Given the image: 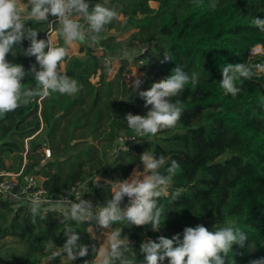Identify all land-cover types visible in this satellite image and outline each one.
<instances>
[{"label": "trees", "instance_id": "16d2710c", "mask_svg": "<svg viewBox=\"0 0 264 264\" xmlns=\"http://www.w3.org/2000/svg\"><path fill=\"white\" fill-rule=\"evenodd\" d=\"M97 2L102 0H91L92 5ZM153 2L158 3L157 8L150 5ZM216 3L213 10L208 7L209 0H203L200 7L192 0H108L119 19L106 26L98 39L100 47L81 45V55L69 51L64 61V72L77 79L82 90L72 97L52 93L44 99L35 98L28 106L0 115V170L15 168L26 153L27 172L43 177L51 193L67 191L75 182L99 175L94 194L104 204L110 198L105 182L127 179L141 164L140 155L151 150L157 157L175 159L180 169L169 195L159 200L165 208L159 231H153L151 225H114L131 241L138 264L144 259L142 242H158L159 236L177 234L182 240L186 227H195V222L205 219L211 221L205 225L210 231L230 220L248 235L244 248L233 246L229 254L232 264L264 258V104L260 102L264 77L238 81L241 92L235 98L219 88L222 65L264 61V33L250 22L253 16L264 18V0ZM28 25L40 31L38 39H46V23L32 20ZM125 33L129 34L122 38ZM54 43L63 45V40L57 35ZM256 44L262 46L263 53L251 58L250 49ZM28 46L29 41L24 40L20 48ZM140 46L147 47L145 55L136 56L144 60L135 65L144 79L141 91L171 75L177 65L188 73H200V82L196 87L187 85L172 98L173 102L180 100L184 108L175 128L155 137H141L129 151L113 158L117 136L133 133L126 115H146L149 109L125 79L131 62L121 60L110 78L104 70V56ZM165 55L170 60L166 61ZM7 59L24 65L26 71L36 63L35 57L24 56L19 48ZM23 82L26 87L35 84L31 77ZM45 147L52 153L47 159ZM177 190L180 195L173 200ZM27 205L12 209L0 197V240L11 236L12 242L24 247H13L12 255L4 253L8 246L1 247L0 264H40L48 255L45 243L62 247L68 226L77 230L80 242L100 243L90 230L94 223L69 221L62 225L56 213L37 217L33 223Z\"/></svg>", "mask_w": 264, "mask_h": 264}, {"label": "clouds", "instance_id": "9594fccd", "mask_svg": "<svg viewBox=\"0 0 264 264\" xmlns=\"http://www.w3.org/2000/svg\"><path fill=\"white\" fill-rule=\"evenodd\" d=\"M192 2L197 7L203 4V0ZM21 3L22 0H0V115L28 106L35 98H47L52 93L67 97L78 94L83 86L63 70L69 48L77 43L94 47L106 26L119 19L118 11L108 6V0L94 5L91 0H27V12ZM208 7L214 10L216 0H209ZM50 16L56 20L50 21ZM32 20L47 24V39H38L40 31L28 25ZM250 22L264 33V18L253 16ZM54 35L62 38L63 45L54 43ZM24 40L29 41L26 50L20 48ZM16 48L26 57H35L36 63L30 70L26 71L24 65L7 59L9 54L14 56ZM250 52L251 58L260 55L261 45H254ZM140 54L141 50L125 49L121 50L119 58L131 62ZM165 60H170L167 55ZM103 64L110 75L114 70L112 60L106 58ZM221 71L219 88L224 95L231 94L235 98L241 92L238 81L264 77V61L226 63L221 66ZM134 76L136 78L130 86L138 92L145 101L144 107L149 110L146 115H126L127 127L134 133L130 138L133 140L149 135L155 137L163 130L175 128L184 108L180 100L173 102L172 98L183 92L187 85L196 87L200 82V73H188L181 65H177L171 75L153 82L149 89L143 91L140 88L144 79L137 74ZM26 77L35 81L34 86H25L23 81ZM260 102L264 104V97ZM139 160L143 165L142 171L137 165L127 179L105 182L110 187V198L103 205L94 206L90 200L81 198L75 187L67 190V196L62 195L56 200L42 198L39 192L33 194L27 205L33 223L37 217L44 219L49 213H57L62 225L69 221L94 223L97 229L105 230L99 244H89L80 242L81 237L74 227H65L67 239L62 247L53 242L45 243L48 261L66 256L74 262L91 256L84 259L83 264H138L131 241L122 235L123 229L114 225H151L153 231H159L165 218V208L159 200L169 195L180 169L175 159L165 155L157 157L151 150L144 151ZM24 180L27 185L33 182L28 176ZM74 194L75 199H70ZM12 195L13 199H21V193ZM179 195L177 190L172 199ZM125 198L127 205L121 207ZM92 240L96 241V238L92 236ZM247 240L248 235L230 220H226L222 227L216 224L212 231L202 224L186 227L182 240L177 234L172 238L159 236L158 242L151 239L142 242L140 252L144 259L141 264H164L165 261L168 264H232L229 254L233 253V246L244 248ZM249 264H264V258L250 260Z\"/></svg>", "mask_w": 264, "mask_h": 264}, {"label": "built area", "instance_id": "2783aa9c", "mask_svg": "<svg viewBox=\"0 0 264 264\" xmlns=\"http://www.w3.org/2000/svg\"><path fill=\"white\" fill-rule=\"evenodd\" d=\"M49 19L50 21L56 20L55 17H51V16L49 17ZM47 31L45 33L46 39H47ZM54 37H57V35H54ZM137 50H141L140 55H145L147 51V47L140 46ZM261 53H263L262 46H261ZM140 55L138 56L140 57ZM106 58H110L113 63L117 60H120V61L122 60L119 58V55L113 56L109 53L105 54L104 59ZM135 62H136L135 64L141 65L144 63V60L142 58L136 59L135 57ZM129 75L130 74H127V76ZM133 135L134 133H129V134L121 133L117 136L115 144L112 149L113 158H116L122 152L127 151L126 148L129 151L131 149V145L141 138V137H137L136 140L130 139ZM24 155L26 156V153H24ZM51 156H52L51 149L49 147H45L44 148V158L47 159V158H50ZM25 165L26 164L24 163V164H21V166H16L13 169L5 168V169L0 170V197L4 201L8 202L12 209L17 208L19 205L28 204L33 194L37 192L42 194V198H45L48 200L59 199L60 196L62 195L67 196V191H64V192L59 191V192L51 193L49 189L44 186L43 177H41L40 175L34 174V173H28L27 169L25 170ZM25 176H28L32 179L33 182L31 185L26 184L24 180ZM99 180H101V177L99 175L90 176L83 181L75 182L69 188L75 187L80 197L86 200H90L94 206L103 205L102 203L99 202V200L95 197V194H94V186L98 184ZM13 193H21V199L20 200L13 199V195H12ZM70 199L74 200L75 194L72 197H70ZM127 202H128L127 199H125L121 207L126 206ZM94 226L95 225H93V227Z\"/></svg>", "mask_w": 264, "mask_h": 264}, {"label": "rangeland", "instance_id": "374dc122", "mask_svg": "<svg viewBox=\"0 0 264 264\" xmlns=\"http://www.w3.org/2000/svg\"><path fill=\"white\" fill-rule=\"evenodd\" d=\"M21 5H23V7H24V11L25 12H27V11H29L28 10V6H27V0H22V3H21ZM150 5L152 6V7H155V8H157L158 7V3L157 2H153V3H150ZM114 33V32H113ZM129 33H125L124 35H122V38H125L127 35H128ZM97 44H98V42H97ZM96 44V45H97ZM82 44H79V43H77L74 47H72V48H69V50H72L73 51V53L74 54H76V55H81L80 53H79V51H78V49H79V47L81 46ZM95 45V46H96ZM95 46H94V48H95ZM93 48V47H92ZM120 60H117V61H115L114 63H113V69L114 70H116V69H118V67L120 66ZM136 62L134 61V60H132L131 61V66H130V75L129 76H127L126 75V77H125V79H126V81L129 83V85H131L132 83H133V81L135 80V76H134V73H135V71H140L139 70V68L138 67H136L135 65H137V64H135ZM140 73V76L142 75V71H140L139 72ZM114 74V73H113ZM129 77V78H128ZM26 158V156L24 155V154H22L21 155V157H20V159H19V161H18V163L16 164V166H21V164H22V162H25V159ZM135 169V168H134ZM133 169V170H134ZM140 170L142 171L143 170V165H141L140 166ZM133 172V171H132ZM131 172V173H132ZM13 212V211H12ZM11 212V213H12ZM10 217H12V215L10 216ZM6 225H9V224H6ZM90 230H91V232H92V234L98 239V241L99 242H101L102 241V239L104 238V234H103V231H105V230H98L97 228H95V226L93 227H91L90 228ZM12 241H14L13 239H12V237L11 236H8L7 238H5L4 240H0V248L1 247H6V246H8L7 248H5L4 249V253L5 254H9V255H12L13 254V247L14 248H16V249H24V247L23 246H21V245H18V244H15L14 242H12ZM7 251H9V252H7ZM73 262L72 261H69L67 258H66V256H60V259L58 260V261H56V260H53V261H48L47 260V257H45L44 259H42V261H41V263L40 264H72Z\"/></svg>", "mask_w": 264, "mask_h": 264}, {"label": "crops", "instance_id": "0c3cea01", "mask_svg": "<svg viewBox=\"0 0 264 264\" xmlns=\"http://www.w3.org/2000/svg\"><path fill=\"white\" fill-rule=\"evenodd\" d=\"M21 7L24 9V7H23V5H21ZM57 40V37H54V42ZM95 47H100L99 46V44H97ZM72 54H74L73 53V51L72 50H69ZM121 63V62H120ZM63 69H64V64H63ZM116 72H117V69L116 70H113V72L109 75V77L110 78H113L114 77V75L116 74ZM140 72V71H139ZM138 71H135V73H134V75L135 74H137V75H140V73H139ZM114 73V74H113ZM98 79V77L96 76L95 78H93V81H96ZM26 160H25V162H22V164H26L27 163V158H25ZM142 165V163L139 165V166H141ZM136 168V167H135ZM27 169V167H26V165H25V170ZM44 259V258H43Z\"/></svg>", "mask_w": 264, "mask_h": 264}, {"label": "water", "instance_id": "95a60500", "mask_svg": "<svg viewBox=\"0 0 264 264\" xmlns=\"http://www.w3.org/2000/svg\"><path fill=\"white\" fill-rule=\"evenodd\" d=\"M211 223V221L210 220H207V219H205V220H200V221H197V222H195L194 223V226L196 227V226H198V225H209Z\"/></svg>", "mask_w": 264, "mask_h": 264}]
</instances>
